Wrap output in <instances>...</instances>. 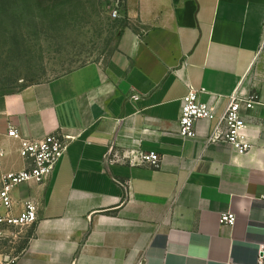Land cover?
I'll list each match as a JSON object with an SVG mask.
<instances>
[{"label":"crops","instance_id":"0c3cea01","mask_svg":"<svg viewBox=\"0 0 264 264\" xmlns=\"http://www.w3.org/2000/svg\"><path fill=\"white\" fill-rule=\"evenodd\" d=\"M127 26L105 63L0 94V183L26 169L21 141L73 137L44 184L16 187L14 213L38 206L17 264H257L264 249V0H125ZM190 88L202 102L257 94L251 149L209 142L217 119L179 136ZM156 152L160 168L112 163ZM237 216L233 227L221 215ZM13 229L5 236L13 234Z\"/></svg>","mask_w":264,"mask_h":264},{"label":"rangeland","instance_id":"374dc122","mask_svg":"<svg viewBox=\"0 0 264 264\" xmlns=\"http://www.w3.org/2000/svg\"><path fill=\"white\" fill-rule=\"evenodd\" d=\"M0 13V94L47 82L115 52L126 20L121 0H17ZM31 228L0 238V252L18 254Z\"/></svg>","mask_w":264,"mask_h":264},{"label":"built area","instance_id":"2783aa9c","mask_svg":"<svg viewBox=\"0 0 264 264\" xmlns=\"http://www.w3.org/2000/svg\"><path fill=\"white\" fill-rule=\"evenodd\" d=\"M115 18L120 17L119 8L113 12ZM205 90L197 91L190 88L189 93L182 100V110L179 118V136L185 140L197 137V123L201 120L217 119V124L209 138V142L222 141L231 145L238 153H247L252 143L248 138V122L244 116L245 110L253 109L260 104L259 95L253 93L244 96L239 92L229 96L228 105L221 114H217V104L221 97H216V104L202 102L200 94ZM9 136L21 141V154L28 161L26 169L17 172H9L2 176L0 183V238L7 231L14 228L33 227L39 220L38 206L34 201L24 203L23 210L19 214L14 213L15 201L13 190L27 183L42 185L48 181L56 170V167L67 154L73 137L62 132L46 135L42 139L32 140L21 137L18 131L11 128ZM162 157L156 152L143 150L129 153H116L112 163H125L132 167L151 166L160 168ZM237 216L233 213L221 215L220 223L223 226L233 227ZM0 264H17L16 260L5 257ZM257 264H264V249L258 253Z\"/></svg>","mask_w":264,"mask_h":264},{"label":"trees","instance_id":"16d2710c","mask_svg":"<svg viewBox=\"0 0 264 264\" xmlns=\"http://www.w3.org/2000/svg\"><path fill=\"white\" fill-rule=\"evenodd\" d=\"M17 0H0V13L2 12H4L3 11V7L5 6V7H9V8H11V9H13L11 6H10V3L11 2H16ZM121 1H125V0H121Z\"/></svg>","mask_w":264,"mask_h":264}]
</instances>
